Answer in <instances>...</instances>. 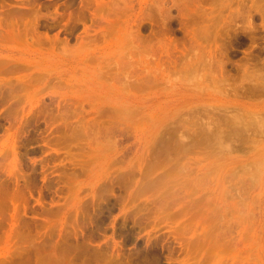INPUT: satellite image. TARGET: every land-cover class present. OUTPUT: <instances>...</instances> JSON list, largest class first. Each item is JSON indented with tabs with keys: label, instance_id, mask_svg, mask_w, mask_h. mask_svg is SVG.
Returning <instances> with one entry per match:
<instances>
[{
	"label": "rangeland",
	"instance_id": "1",
	"mask_svg": "<svg viewBox=\"0 0 264 264\" xmlns=\"http://www.w3.org/2000/svg\"><path fill=\"white\" fill-rule=\"evenodd\" d=\"M0 264H264V0H0Z\"/></svg>",
	"mask_w": 264,
	"mask_h": 264
},
{
	"label": "bare ground",
	"instance_id": "2",
	"mask_svg": "<svg viewBox=\"0 0 264 264\" xmlns=\"http://www.w3.org/2000/svg\"><path fill=\"white\" fill-rule=\"evenodd\" d=\"M186 28V27H185ZM206 29L204 28H201V30L200 31H202V33L203 34H205L206 33V31H205ZM185 31H187V32H189V30L186 28L185 29ZM198 45H199V48L201 47V43H198ZM217 60V59H216ZM219 63V62H218ZM224 64H225V62L224 63H222V62H220V65H219V67H220V69H221V74L223 73V71H224Z\"/></svg>",
	"mask_w": 264,
	"mask_h": 264
}]
</instances>
